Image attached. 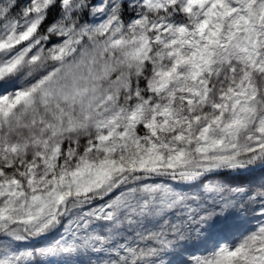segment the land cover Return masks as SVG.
Segmentation results:
<instances>
[{"label": "snow or ice", "instance_id": "6c2138e0", "mask_svg": "<svg viewBox=\"0 0 264 264\" xmlns=\"http://www.w3.org/2000/svg\"><path fill=\"white\" fill-rule=\"evenodd\" d=\"M0 264H264V0H0Z\"/></svg>", "mask_w": 264, "mask_h": 264}]
</instances>
